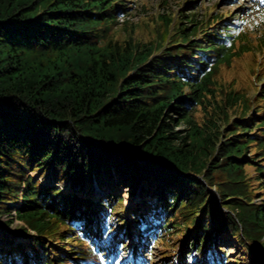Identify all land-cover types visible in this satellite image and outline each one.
<instances>
[{"label": "trees", "instance_id": "16d2710c", "mask_svg": "<svg viewBox=\"0 0 264 264\" xmlns=\"http://www.w3.org/2000/svg\"><path fill=\"white\" fill-rule=\"evenodd\" d=\"M130 4L0 0V264H264L262 72L249 96L216 79L253 50L246 19L160 15L120 41Z\"/></svg>", "mask_w": 264, "mask_h": 264}, {"label": "rangeland", "instance_id": "374dc122", "mask_svg": "<svg viewBox=\"0 0 264 264\" xmlns=\"http://www.w3.org/2000/svg\"><path fill=\"white\" fill-rule=\"evenodd\" d=\"M132 1L129 7L130 13L127 16H121L118 21V26L113 31V36L117 40L125 41L130 33L135 38L142 40L143 42H149L157 39L159 34L165 30L160 15H174V16H190V15H204L208 9L211 14L220 13L227 18L238 15L246 19L245 31L249 36L253 50L243 56L234 59L231 66L223 65L220 67L219 73L216 76L217 81L225 87L230 84H235V87L242 91L245 95H251L255 91L253 86L257 78L256 71L262 72L260 81L257 79L258 85L264 83V47L259 45L258 39L260 36H264V6L262 0H128ZM199 1V2H198ZM194 6H198L197 9H193L194 6L189 7L190 3H197ZM135 3V4H134ZM127 21L128 25L125 26ZM135 32H132L134 30ZM128 30L130 33H128ZM262 57V59H261ZM259 60V61H258ZM258 62V63H257ZM197 118L200 122H203L204 115L202 110L197 113ZM248 172L254 175L255 168L248 167ZM44 180V177L41 178ZM45 182V180H44ZM255 188H259V184L254 182ZM63 186V185H62ZM67 189L65 188V191ZM120 193H128L126 200L130 202V191L128 188H123ZM257 195L261 193L260 190H256ZM82 194V193H81ZM256 195V196H257ZM263 194H260L261 198H256L260 201ZM100 196V193L96 190L93 193V198L96 200ZM264 200V199H263ZM262 200V201H263ZM126 201V202H127ZM124 202L123 205H127ZM141 203L143 201L141 200ZM129 207V204H128ZM23 225L21 222H16L12 228L19 229ZM2 235L0 234V238ZM183 234H177L173 237L167 235L166 239L160 240L157 243H153V257L156 261H166L173 256L171 253L182 246ZM25 242L23 238L17 241ZM152 242V240H151ZM155 242V241H154ZM0 246L8 247L9 243L6 240L0 242ZM173 251V252H172ZM228 258L231 259L229 264H246V256L241 253L238 247L233 246L227 252ZM264 259V256L261 257ZM241 259V260H240Z\"/></svg>", "mask_w": 264, "mask_h": 264}, {"label": "snow or ice", "instance_id": "6c2138e0", "mask_svg": "<svg viewBox=\"0 0 264 264\" xmlns=\"http://www.w3.org/2000/svg\"><path fill=\"white\" fill-rule=\"evenodd\" d=\"M262 3H264V0H262Z\"/></svg>", "mask_w": 264, "mask_h": 264}]
</instances>
